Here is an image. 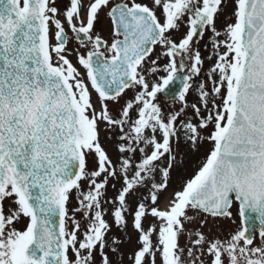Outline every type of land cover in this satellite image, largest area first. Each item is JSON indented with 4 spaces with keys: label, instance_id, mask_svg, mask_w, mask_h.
<instances>
[{
    "label": "snow or ice",
    "instance_id": "snow-or-ice-1",
    "mask_svg": "<svg viewBox=\"0 0 264 264\" xmlns=\"http://www.w3.org/2000/svg\"><path fill=\"white\" fill-rule=\"evenodd\" d=\"M0 264H264V0H0Z\"/></svg>",
    "mask_w": 264,
    "mask_h": 264
},
{
    "label": "rangeland",
    "instance_id": "rangeland-1",
    "mask_svg": "<svg viewBox=\"0 0 264 264\" xmlns=\"http://www.w3.org/2000/svg\"><path fill=\"white\" fill-rule=\"evenodd\" d=\"M205 147H207V146H205ZM203 154H204V149H202L200 153L195 154L189 158V162H188L189 168L187 169L186 173H190L192 171V165L197 163L198 160L203 156ZM173 186L175 187V185H173ZM209 223L212 224L214 222L210 220ZM215 223H221V227L224 229H228L230 227L228 222H215Z\"/></svg>",
    "mask_w": 264,
    "mask_h": 264
},
{
    "label": "flooded vegetation",
    "instance_id": "flooded-vegetation-1",
    "mask_svg": "<svg viewBox=\"0 0 264 264\" xmlns=\"http://www.w3.org/2000/svg\"><path fill=\"white\" fill-rule=\"evenodd\" d=\"M100 28L107 29V20H102L100 24ZM99 30V29H98ZM130 95V94H129Z\"/></svg>",
    "mask_w": 264,
    "mask_h": 264
}]
</instances>
